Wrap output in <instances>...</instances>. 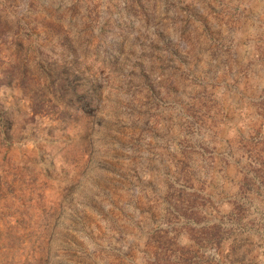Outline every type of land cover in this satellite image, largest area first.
I'll return each mask as SVG.
<instances>
[{
  "label": "rangeland",
  "instance_id": "374dc122",
  "mask_svg": "<svg viewBox=\"0 0 264 264\" xmlns=\"http://www.w3.org/2000/svg\"><path fill=\"white\" fill-rule=\"evenodd\" d=\"M0 264H264V0H0Z\"/></svg>",
  "mask_w": 264,
  "mask_h": 264
}]
</instances>
